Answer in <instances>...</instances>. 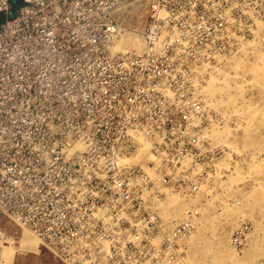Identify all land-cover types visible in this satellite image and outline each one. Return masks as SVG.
<instances>
[{"label": "built area", "instance_id": "1", "mask_svg": "<svg viewBox=\"0 0 264 264\" xmlns=\"http://www.w3.org/2000/svg\"><path fill=\"white\" fill-rule=\"evenodd\" d=\"M129 1L25 0L11 17L0 0V208L63 264L125 251L179 264L193 212L161 230L147 208L193 171L185 110L206 108L205 82L245 38L232 0H149L143 51L115 52ZM139 138L153 174L128 163ZM142 205L145 229L123 234L114 210Z\"/></svg>", "mask_w": 264, "mask_h": 264}, {"label": "rangeland", "instance_id": "2", "mask_svg": "<svg viewBox=\"0 0 264 264\" xmlns=\"http://www.w3.org/2000/svg\"><path fill=\"white\" fill-rule=\"evenodd\" d=\"M148 2L130 0L115 10V52H123L118 46L127 47L126 52L143 51ZM231 6L245 16V38L222 62V78L217 75L205 82L206 108L185 110L190 115L188 133L198 138L193 148L196 164L182 181L180 192L157 185L162 194L152 198L147 208L160 218L154 227L161 230L193 212V229L185 239L179 264H264V0H232ZM4 20L1 15L0 23ZM130 39L139 49L124 45ZM139 141L142 147L128 163L141 166L151 161L154 168L149 173L153 174L163 166L147 155L146 143ZM145 210L144 205L133 211L128 207L114 210L125 223L123 234L145 229L144 222L138 223ZM112 243L120 244L114 238ZM92 261L87 264H144L145 259L143 251H125ZM0 264L63 262L0 208Z\"/></svg>", "mask_w": 264, "mask_h": 264}, {"label": "bare ground", "instance_id": "3", "mask_svg": "<svg viewBox=\"0 0 264 264\" xmlns=\"http://www.w3.org/2000/svg\"><path fill=\"white\" fill-rule=\"evenodd\" d=\"M133 39H134V38H133ZM123 43H124V42H123ZM116 45H117V44H116ZM124 45H127L128 48H130V49H131V47L134 48V49H136V50L139 49V46H138L139 44L137 45L135 42L131 41V39H130V40H127L126 43H125ZM118 48H119L120 50H123V52H126V51H127V47H126V50H125V47L123 48V46H118ZM113 49H114V47H113ZM115 50H117V48H116ZM115 50H114V51H115ZM132 50H133V49H132ZM118 51H119V50H118ZM139 51H140V50H139ZM119 52H120V51H119ZM139 53H140V52H139ZM227 62H228V61H227ZM223 66H224V65H223ZM224 70H225V67H223L222 70H219L217 74L210 76V77L208 78L207 82L209 83V81L212 80L213 78H215L217 75H218V76H217L218 78H222V75H221L222 73H221L220 71H224ZM219 72H220V73H219ZM208 97H209V96H208ZM209 99H210V102H211V98H210V97H209ZM140 139L143 140L142 138H139V140H140ZM143 141L146 143V151H147V155L150 157V155H149V153H148V145H149V144H148V142H146L145 140H143ZM141 147H142V144H141ZM141 147H140V148H141ZM140 148H139V149H140ZM139 149H138V151H139ZM138 151H137V152H138ZM136 155H137V154H136ZM136 155H135V156H136ZM135 158H136V157H135ZM135 158H134V159H135ZM133 162H134V161H133ZM134 163H136V162H134Z\"/></svg>", "mask_w": 264, "mask_h": 264}, {"label": "water", "instance_id": "4", "mask_svg": "<svg viewBox=\"0 0 264 264\" xmlns=\"http://www.w3.org/2000/svg\"><path fill=\"white\" fill-rule=\"evenodd\" d=\"M10 5H11V9H10V16L12 17L14 15V12L16 9L24 6L26 4L25 0H8Z\"/></svg>", "mask_w": 264, "mask_h": 264}]
</instances>
